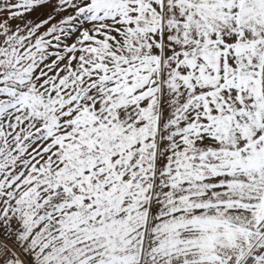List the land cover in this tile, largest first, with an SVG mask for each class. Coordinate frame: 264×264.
<instances>
[{
	"label": "snow or ice",
	"instance_id": "6c2138e0",
	"mask_svg": "<svg viewBox=\"0 0 264 264\" xmlns=\"http://www.w3.org/2000/svg\"><path fill=\"white\" fill-rule=\"evenodd\" d=\"M0 264H264V0H0Z\"/></svg>",
	"mask_w": 264,
	"mask_h": 264
}]
</instances>
